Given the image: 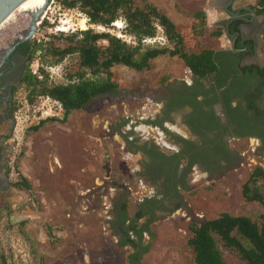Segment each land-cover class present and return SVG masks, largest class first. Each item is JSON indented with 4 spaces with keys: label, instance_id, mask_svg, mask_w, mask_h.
I'll use <instances>...</instances> for the list:
<instances>
[{
    "label": "rangeland",
    "instance_id": "obj_1",
    "mask_svg": "<svg viewBox=\"0 0 264 264\" xmlns=\"http://www.w3.org/2000/svg\"><path fill=\"white\" fill-rule=\"evenodd\" d=\"M133 1L138 6L153 5L163 9L183 35L185 48L191 52L229 47L222 24L226 13L221 3L215 4L213 0ZM245 2L253 5L256 0ZM196 12L204 14L203 24L193 16ZM46 17L29 40H45L51 35L81 30L80 22L95 32L115 36L124 28L122 24L121 28L114 24L109 28L89 24L80 12L65 9L55 0ZM57 27L65 30L54 32ZM199 30L201 35L197 34ZM218 32L220 35H216ZM55 42L64 45L61 40ZM259 54L264 57V45ZM34 61L36 59L30 61L29 69ZM61 64L64 75L75 67L76 58L68 56ZM112 71L119 94L95 97L87 107L72 111L66 125L51 120L48 126L29 128L22 124L23 127L15 128L12 118L8 179L14 182L19 176L24 177L31 187L30 191L15 188L5 191V186L0 187V264L2 260L4 264H126L130 250L117 245L107 225L112 218L108 208L122 197L116 194L117 186L111 188L112 175L114 171L129 174L125 183L131 187V192L124 196L130 215L151 188L143 180L133 179L137 160L127 157L121 149L119 135L113 134L111 129L120 124L124 131L131 123L134 125L137 118L154 116L160 105L157 88L174 79L188 78L191 72L182 60L169 55L155 58L147 71L138 72L121 65ZM62 82L64 76L58 83ZM24 95L23 87H17L13 95L14 112ZM123 120L127 122L124 124ZM135 129L137 135L145 133V138L147 134L155 139L158 136L157 130L143 124ZM260 165L248 151L243 165L223 177L190 182L188 192H179L181 209L155 214L150 225L153 240L141 256L140 264H194L187 245L190 226L221 212L246 216L261 224L264 204L245 202L241 197V185L250 171ZM105 207L107 210L103 213ZM218 247L227 264L243 263L235 251L220 242Z\"/></svg>",
    "mask_w": 264,
    "mask_h": 264
},
{
    "label": "flooded vegetation",
    "instance_id": "obj_2",
    "mask_svg": "<svg viewBox=\"0 0 264 264\" xmlns=\"http://www.w3.org/2000/svg\"><path fill=\"white\" fill-rule=\"evenodd\" d=\"M255 4L245 0L221 3L226 13L223 30L230 42L228 48L216 50L217 81L196 80L192 73L169 81L157 88L160 105L154 116L137 118L124 131L120 124L111 129L119 135L125 154L140 156L132 177L143 180L151 190L139 204L148 197L157 199L147 218L153 219L157 212L172 213L175 205L181 204V187L223 177L243 165L248 151L264 166V57L259 54L264 45V15L257 14ZM25 52V44L17 41L0 50V124L5 127V137L0 138V174L9 167L13 95L25 72ZM139 124L157 130L156 139L150 134L146 138L145 133L137 135L134 130ZM2 182L0 179V187ZM116 190L126 196L131 187L122 183ZM115 203L108 208L109 216Z\"/></svg>",
    "mask_w": 264,
    "mask_h": 264
},
{
    "label": "trees",
    "instance_id": "obj_3",
    "mask_svg": "<svg viewBox=\"0 0 264 264\" xmlns=\"http://www.w3.org/2000/svg\"><path fill=\"white\" fill-rule=\"evenodd\" d=\"M65 9H75L87 19L89 24L109 28L120 20L123 31L138 40L153 37L159 26L169 46H131L109 32H95L91 28L48 36L45 40H27L26 68L20 79V87L25 91L27 103L33 104L40 96H49L57 100L63 109L60 123H64L72 111L83 108L95 96L115 94L118 84L113 80L112 69L121 65L134 71H147L153 60L162 55L176 56L190 70L196 80L217 81L219 65L218 52L201 48L191 52L185 48L184 37L166 12L153 5L138 6L133 0H55ZM257 14L264 15V0H256ZM204 23V14L193 15ZM202 27V26H201ZM202 30V29H201ZM197 31L201 35L202 31ZM220 35V32L216 33ZM61 40L64 45L56 44ZM68 56H75L76 64L70 71L64 72V82L52 83L44 70L47 66L62 63ZM36 59L42 79L29 69L31 60ZM51 120V119H45ZM37 126L29 128H37ZM127 120H123L125 124ZM10 169H7L9 174ZM18 190L30 191V183L24 177L11 183ZM189 187L180 189L187 191ZM175 196V195H174ZM178 197V196H177ZM241 197L245 202L264 204V167L255 166L241 185ZM121 198V197H120ZM174 198V197H173ZM180 196L178 197V199ZM157 203L154 197H148L139 204L133 214H129L126 201L119 199L113 205L112 218L107 221L108 230L116 238L117 245L128 247L126 264H140V259L149 247L153 234L150 230L152 219L151 206ZM147 205V206H145ZM177 203L171 210L181 208ZM191 235L187 245L192 252L194 264H227L221 255L218 243L233 250L243 261L242 264H264V215L261 224L249 217L221 212L216 217L201 224L190 226ZM147 238V240H146ZM4 261L2 260V263Z\"/></svg>",
    "mask_w": 264,
    "mask_h": 264
},
{
    "label": "built area",
    "instance_id": "obj_4",
    "mask_svg": "<svg viewBox=\"0 0 264 264\" xmlns=\"http://www.w3.org/2000/svg\"><path fill=\"white\" fill-rule=\"evenodd\" d=\"M52 2L53 0H51L47 9L45 10V16L40 18L37 22V29L42 24V21L47 18L46 14ZM28 20L29 19L26 14H19L16 18L14 17L11 20V23L7 28L5 27L0 30V50L7 48L14 41L21 39V32L29 27ZM115 23H117V21ZM121 24L122 22L120 23L119 28H121ZM57 30H60V28H55L54 32ZM116 37L131 46H137L138 44H141L142 46H155L156 44L163 46L168 43L162 29L159 26H157V33L153 37H144L138 40L133 35L127 34L121 30H119L118 34H116ZM30 70L32 74L37 77V79L43 78V75L38 70L37 60L32 62ZM44 70L48 74V79L50 82L58 83L63 78L61 63L45 67ZM19 104V108L14 112L13 115L15 128L23 126L31 127L32 125L35 126L45 119L59 120L63 115L61 104L49 96H40L33 104L27 103L25 96H23L22 101H20ZM106 210L107 208L105 207L102 212L105 213Z\"/></svg>",
    "mask_w": 264,
    "mask_h": 264
},
{
    "label": "water",
    "instance_id": "obj_5",
    "mask_svg": "<svg viewBox=\"0 0 264 264\" xmlns=\"http://www.w3.org/2000/svg\"><path fill=\"white\" fill-rule=\"evenodd\" d=\"M22 1L24 0H0V23L4 20ZM51 0H45L42 7L36 9L35 13H29V11H22L28 12L31 16V22L29 27L22 31V37L17 41V43H22L29 40L37 31V22L39 21L40 16L45 12ZM28 9V8H26ZM21 12V13H22ZM15 46H11L8 50L5 51V55H7ZM100 96V95H98ZM97 97V96H95Z\"/></svg>",
    "mask_w": 264,
    "mask_h": 264
},
{
    "label": "crops",
    "instance_id": "obj_6",
    "mask_svg": "<svg viewBox=\"0 0 264 264\" xmlns=\"http://www.w3.org/2000/svg\"><path fill=\"white\" fill-rule=\"evenodd\" d=\"M213 2L215 3V4H220V3H222L223 2V0H213ZM2 110H3V106L2 105H0V114H1V112H2ZM68 118L69 117H67V119H66V121H65V123L64 124H62V123H59L60 125H66V124H68L69 123V121H68ZM51 121V120H46V121H43L42 122V124H40L41 126L42 125H47L48 126V123ZM39 125V126H40ZM35 126H37V125H35ZM4 129H5V127H4V124L2 123V124H0V138H1V136L2 137H5V134H4ZM4 135V136H3ZM10 141H12V139L10 140ZM9 141V142H10ZM132 155H127V157H130L131 159L133 158L134 160H137L140 156L137 154V155H133L132 157H131ZM129 158V159H130ZM132 159V160H133ZM113 176V184H114V187H113V185H111V188H112V190H113V188H115V186H117L118 187V185H121L122 183H125V182H127L129 179H128V176H129V174H128V176L127 175H124V174H122L121 172H117V171H114V174L112 175ZM127 177V178H126ZM130 178V177H129ZM0 179L3 181L2 183H3V185L5 186V191L6 190H9V188H13L12 187V185H11V183L12 182H10L9 181V179H8V174H7V168H5V174L4 175H2V174H0ZM110 188V187H109ZM111 191V190H110ZM180 191V190H179ZM180 192H182V191H180ZM116 192H113V194H115ZM117 194V193H116ZM124 201H126V199H125V197L124 196H122V198H121V202H124ZM128 248V247H127ZM130 253V252H129Z\"/></svg>",
    "mask_w": 264,
    "mask_h": 264
},
{
    "label": "bare ground",
    "instance_id": "obj_7",
    "mask_svg": "<svg viewBox=\"0 0 264 264\" xmlns=\"http://www.w3.org/2000/svg\"><path fill=\"white\" fill-rule=\"evenodd\" d=\"M44 2H45V0H24V1H22L4 20L1 21L0 30H2L5 27L7 28L10 25L11 20L14 17L16 18L19 14H26L28 16V19H29L28 25H29L30 21H31V16L29 15V13H32V12L35 13L36 9L38 10L39 7H42ZM26 8H28V9H26ZM22 11H29V13L28 12H22ZM44 16H45V12L40 16V18H42ZM114 26L119 27L120 22L115 23ZM80 28L81 29L86 28L85 23L80 22ZM60 30H65V29L60 28Z\"/></svg>",
    "mask_w": 264,
    "mask_h": 264
}]
</instances>
